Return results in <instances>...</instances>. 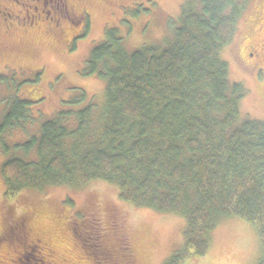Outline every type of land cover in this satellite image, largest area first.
I'll return each mask as SVG.
<instances>
[{"label": "trees", "instance_id": "obj_1", "mask_svg": "<svg viewBox=\"0 0 264 264\" xmlns=\"http://www.w3.org/2000/svg\"><path fill=\"white\" fill-rule=\"evenodd\" d=\"M247 2L201 0L161 48L128 53L110 34L84 69L105 81L103 113L95 122L92 102L62 110L17 144L36 160L3 164L7 194L112 184L122 200L185 221L184 246L168 264L204 255L218 221L236 217L256 229L264 264V120L241 116L245 90L230 83L221 55ZM30 105L15 101L0 122L4 153L3 135L30 121Z\"/></svg>", "mask_w": 264, "mask_h": 264}, {"label": "rangeland", "instance_id": "obj_2", "mask_svg": "<svg viewBox=\"0 0 264 264\" xmlns=\"http://www.w3.org/2000/svg\"><path fill=\"white\" fill-rule=\"evenodd\" d=\"M0 2L4 3H0V19L5 8L16 14L9 0ZM200 2H78L77 10L86 11L89 17L87 27L70 50L44 35L5 31L6 24L0 20V122L18 100L31 103L32 115L29 122L3 135L8 153L0 148V264L107 263L97 255L90 258L85 254L82 243L87 245L84 243L87 235L71 227L72 221L85 219L79 215L82 212L85 214L81 215L90 214L99 220L100 235L113 231L117 234L105 240L108 252L115 253V262L111 264H168L175 253L182 251L185 221L181 217L160 214L122 200L112 184L94 181L43 190L26 189L10 195L2 166L11 157L36 160L34 149L24 154L14 147L38 136L42 123L62 110H77L92 102L94 121H97L104 111L105 81L84 72L93 48L110 38V34L120 38L128 53L145 45L164 47L174 36L180 16L198 11ZM70 30L75 33L77 28ZM221 55L229 65L230 83H239L245 90L240 102L241 116L264 120V0H248L234 38ZM21 217L25 218L24 229L39 241L36 249L19 228L11 230L8 225V233L3 235L7 223ZM209 241L204 255L187 257L182 264H257L262 255L254 226L236 217L219 220Z\"/></svg>", "mask_w": 264, "mask_h": 264}, {"label": "flooded vegetation", "instance_id": "obj_3", "mask_svg": "<svg viewBox=\"0 0 264 264\" xmlns=\"http://www.w3.org/2000/svg\"><path fill=\"white\" fill-rule=\"evenodd\" d=\"M90 1L91 0H9V4L15 8L16 14L14 11L5 8L1 10L3 18L0 20L6 24V26H4L5 31L20 30L22 33L26 34L44 35L48 39H51V42L60 43L64 45V48L68 47L69 49L73 44L75 47V43L80 38L79 35L82 30L87 27L89 17L86 11H78L76 5L78 2L86 3ZM0 3L4 4L3 2ZM70 27L77 28V31L72 33ZM71 52H73V50ZM81 214L85 213L82 212L79 214L80 216H84L85 219L83 221L80 220L78 223H75L79 221L77 219L72 221L71 227L74 226L79 228V230H82V232L87 235L84 241L87 245L82 243L85 254L90 258L97 255L100 259H106L108 264L115 262V253L112 251V258L110 256L112 252H108L107 249L109 248L105 246V240L117 234L113 233V231L108 232V235L106 232L102 233L103 236L100 235L98 233L100 229L99 220L95 219L93 215ZM24 221L25 218L21 217L20 219H14L13 222H8L6 225V232L3 235L8 233V225H10L11 230L19 228L24 232L26 239L31 242V245H34V249H36L39 241L31 237L28 229H24ZM123 245L126 247L125 251L129 253L130 249H128L126 243ZM92 249L95 251L94 253ZM114 249L115 247H112V250ZM93 262L95 263L92 259V263Z\"/></svg>", "mask_w": 264, "mask_h": 264}]
</instances>
